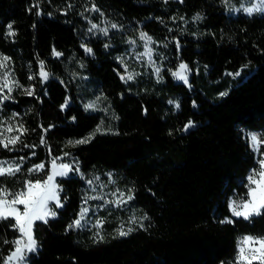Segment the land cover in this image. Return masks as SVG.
Instances as JSON below:
<instances>
[{"label": "trees", "instance_id": "trees-1", "mask_svg": "<svg viewBox=\"0 0 264 264\" xmlns=\"http://www.w3.org/2000/svg\"><path fill=\"white\" fill-rule=\"evenodd\" d=\"M86 1L89 9L85 0H0V51L37 83L22 98L33 106L30 127L49 157L67 153L79 168L59 179L56 216L35 223L28 264H237L239 238L264 237V209L249 219L230 210L258 167L249 132H264V14H235L229 0ZM140 32L163 43L168 64L161 82L130 90L117 56ZM179 64L191 71L188 84L175 80ZM90 88L114 111V131L69 143L101 121L83 104ZM109 171L131 189L142 222L125 236L70 228L86 179ZM14 224L0 219V264L19 236Z\"/></svg>", "mask_w": 264, "mask_h": 264}, {"label": "rangeland", "instance_id": "rangeland-1", "mask_svg": "<svg viewBox=\"0 0 264 264\" xmlns=\"http://www.w3.org/2000/svg\"><path fill=\"white\" fill-rule=\"evenodd\" d=\"M87 2L88 1L85 0V7L89 9V5L87 4ZM227 6L235 14L238 12H244L249 15L264 14V4H262V0H229ZM254 6H260L261 10H254L252 13H248L244 10L247 8H253ZM91 9H94V7H91ZM93 25L97 26V24ZM93 25L90 28V32L92 34L99 33V27L97 26L94 28ZM141 33L143 32L138 33L134 38H129L127 41L128 46L126 50L122 54H119L117 56V59L119 60L124 70V80L129 86L130 90L138 89L141 83H145V86L147 87L150 84L161 82V73L168 64V55L166 53V49L163 46V43L149 35L147 36L151 38L150 40L143 39L141 37ZM2 56H7L10 58V60L7 62V68L0 69V77L3 76L4 72H8L10 74L9 81H17L20 87H12V91L10 93L7 89H4L3 92H0V98L5 95L9 96V99L0 100V133H3V135L6 137L19 135L20 140L14 147L10 145V149L12 150L0 147V151L5 150L7 152H15V155L13 157H0V160L18 163L21 170L14 176L6 175L0 177V185L5 186L7 189H10L14 193L18 190L23 189L25 187V182L28 180H31L33 182H35L36 180H40L43 182L47 179L48 175L52 173V162L55 161L57 165V171H59V165L61 164L70 165L72 168V170L68 171L66 175H56L54 177V183L59 186L60 178L78 173L79 168L76 165V161H74L73 158L67 153L52 157H49L46 154V147L44 146V143L41 144V141H38V132L30 127V124L32 123L29 120V116L32 112L33 106L30 105V103L26 104L22 100V98L24 97L30 98L32 96L34 97L37 94L36 80L31 75L28 77L26 76L27 72L30 69L27 70L26 67L20 72V68L17 67L15 61L11 56L0 51V57ZM180 65L181 64H179L178 67L173 71V74L180 70ZM157 69H159V72H157ZM21 73H24V75ZM190 73L191 71L187 67V70L185 72L187 76V82L178 79L174 75L175 80L188 84L190 80ZM128 74H132L133 79L128 80L126 78ZM0 83H2V81H0ZM26 90L32 91V95H28ZM82 101L84 106L90 103L94 104V108L87 110L91 112H98L101 115V121L98 125L101 130L97 132V126L92 133H95L96 135L97 133L114 131V121L116 117L115 113L110 108L106 98L102 96L99 91L95 90L94 88H90V90H87L83 93ZM169 102L174 104L176 109L179 108L177 107V105H180L177 98L170 99ZM9 125H11V127L13 128V131L11 133L7 132V128ZM20 125H22L24 129L22 134L17 131V128ZM251 133L257 134L261 142L256 148L252 146L258 157V167L255 169L258 173L261 171V161L264 160V132L262 130L250 131L249 138ZM250 142L252 145L251 139ZM40 147L43 149H40ZM21 157H23L24 159L21 160ZM40 164L44 165L42 169L33 172L28 171V169ZM5 166L7 165L5 164ZM252 174L253 170L251 171L250 175ZM89 181H91V183H89ZM86 184L87 187L82 209L87 208L88 211L84 213L83 219H81L80 212V216L78 219L80 220L81 226L79 228L89 230L95 236L101 237L105 235L106 232L117 235L121 230L127 232L129 229L134 228L142 222L141 214L136 210V208H134L132 204L133 198L131 200L127 199L128 196L133 197L131 189L126 186L120 185L113 171H109L104 174H91L90 177L86 179ZM245 198H233L230 201V205L233 201H236L237 204H241L243 203ZM17 207H19L20 210L23 211L22 205H17ZM48 208H50L52 211H55L57 214L54 201H50L48 203ZM51 217L52 216H49L47 217V219ZM37 221L40 220H36L33 223L32 231ZM97 221H100V224H97ZM21 235L22 234L19 232V236L17 237V239H19ZM245 236L252 235H243L239 238L238 254L239 248L241 247V240ZM243 247L245 248V256H250L253 254L250 252V248H258L259 246L251 245L249 243L243 245ZM30 253L31 252H27L25 254L24 264H28ZM254 254L259 255V252H256ZM253 263L260 262L253 261ZM10 264H15V262H10ZM237 264H243V262L238 261L237 259Z\"/></svg>", "mask_w": 264, "mask_h": 264}, {"label": "snow or ice", "instance_id": "snow-or-ice-1", "mask_svg": "<svg viewBox=\"0 0 264 264\" xmlns=\"http://www.w3.org/2000/svg\"><path fill=\"white\" fill-rule=\"evenodd\" d=\"M262 4H264V0H262ZM248 13H252L254 10H261L260 6H254L253 8L244 9ZM199 19V15L195 17ZM8 35L13 36L15 32L12 30V25L9 24L8 26ZM93 27H97L93 25ZM113 28L117 27V25L113 24ZM103 31L107 32V29H103ZM141 37L146 40H150L151 38L147 36L145 33H141ZM147 47V45H146ZM54 55L60 56L62 53L56 52L55 49ZM87 52L91 53V49H86ZM10 60L7 56L0 57V69L7 68V62ZM179 69L174 75L181 80L187 82V76L185 74L187 70V65L181 64ZM159 72V69H157ZM10 74L8 72H4L3 76L0 77V92H3L4 89H7L10 93L12 91V87H20L17 81H9ZM40 76L47 80L49 74L43 70V62H41V71ZM128 80L133 79L132 74H128L126 77ZM31 79V77H30ZM121 79H125V77H121ZM28 95H32V91L26 90ZM226 93H221V95H225ZM2 99H9V96L5 95ZM67 106V100L65 104L61 105V109ZM86 109L94 108V104L85 105ZM179 107V105H177ZM75 119V117H73ZM193 125L192 121H189L187 125H185V130ZM50 127H52L50 125ZM101 129L98 126L96 131L99 132ZM13 128L11 125L8 126L7 132L11 133ZM21 134L24 131L23 126L20 125L17 128ZM47 131V129H45ZM95 133H91L89 137L77 140L75 142L69 141V143H76L82 144L87 143ZM250 139L252 141V146L256 148L261 142L258 138V135L255 133L250 134ZM20 140V136H11L6 137L3 133H0V147L5 149H10L11 146H15L17 142ZM45 141L43 138L41 139V144ZM34 147V146H33ZM34 154V153H33ZM67 155V154H66ZM21 160L24 158L21 157ZM53 163V171L50 175H48L47 179L43 182L40 180H36L35 182L28 180L25 182V187L21 190L16 192H12L10 189H7L5 186L0 185V219H7L9 217L14 218L15 224L13 227L18 228L19 232L22 234L21 237L13 243L15 244V248L10 254L5 258L4 264H10V262H15V264H24L25 261V254L27 252H34L37 249V240L34 238L32 226L36 220H47L49 216H56V212L52 211L48 208V203L50 201H54L56 206H62L60 204L59 199V186L54 183V177L56 175H66L68 171H71L72 168L70 165L61 164L59 165V171H57V165L55 161ZM5 164L7 166H5ZM44 167L43 164L35 165L33 168L28 169L29 172L38 171ZM21 168L18 163L15 162H6L0 160V177L3 176H14L16 173L20 172ZM249 183L251 187L249 188V192L247 197L244 199L243 203L237 204L236 201H233L230 205V210L232 215L235 217H243L244 219H249L253 215H259L261 213V209H264V160L261 161V171L256 172L253 170V174L248 177ZM91 183V181H89ZM10 197V198H9ZM133 197L128 196L127 199L131 200ZM123 202V201H120ZM17 205L23 206V211L20 210ZM88 211L87 208L82 209L81 211V219H83L84 213ZM147 219V217H144ZM231 223L233 222L230 218L221 223ZM97 224H100V221H97ZM80 227V220H76L73 222L72 225L69 227ZM143 227V225H141ZM131 231V229H129ZM128 233L125 231H120L119 235L125 236ZM26 238V242H25ZM4 243H8V241H4ZM251 245H258V248H250V252L253 253L250 256H245V248L243 245L245 244ZM259 252V255H255L254 253ZM238 261H242L243 264H253V261H259L260 264H264V237H252V236H245L241 240V247L239 248V254L237 257Z\"/></svg>", "mask_w": 264, "mask_h": 264}]
</instances>
